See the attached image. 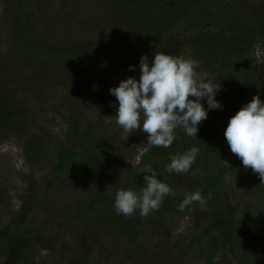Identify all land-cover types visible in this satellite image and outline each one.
<instances>
[{"label": "trees", "instance_id": "1", "mask_svg": "<svg viewBox=\"0 0 264 264\" xmlns=\"http://www.w3.org/2000/svg\"><path fill=\"white\" fill-rule=\"evenodd\" d=\"M111 1L116 3L124 18L132 20L134 27L142 31V40L152 51L150 64L156 51L182 57L188 54L199 61V69L216 73L222 87L215 98H221L222 105H233V113L220 112L225 115L224 119H230L256 95L264 101V69L255 59L256 46L264 48V0ZM10 7L14 14L15 41L26 51L34 53L41 46L47 54L73 50L88 57V49L83 42L58 47L48 41L46 45L40 41H37L38 45L31 44L26 37L31 29L29 16L20 0H11ZM213 26L215 30H208ZM135 74L139 78L141 73L135 70ZM95 99L98 104L106 105L101 98ZM201 103L208 114L198 125L197 138L186 135L183 129L178 128L175 130L177 138L171 147L150 145L136 163L124 160V155L117 150L115 137L105 133L103 120L86 125L79 134L80 149L58 146V150L55 149L57 159L48 174L46 186L43 188L39 181H33L22 197L20 210L0 227V264H38L35 257L39 248L56 250L68 259L67 264H105L107 258L101 253L95 255L92 246L95 240L102 244L99 240L101 230L115 239L112 246H121L122 243L129 247L125 255L130 260L133 257L142 259L136 264H164L166 255L153 250L144 261L143 251L148 249L151 238H160L166 231L168 216L188 211L192 205L198 211L193 219L196 235L192 246L199 251L206 264H219L216 258L220 256L224 259L226 255H231L237 264H264V212L256 214L251 206H247L253 200L255 204L264 203V184H261L258 174L250 168L245 169L242 161L231 152L224 136V126L215 128V121L212 125L211 109H208L206 98ZM30 120L7 84L0 86V138L8 133L23 134ZM74 126L72 124L71 129ZM44 146L45 138L37 136L28 139L24 149L33 158L42 154ZM192 147L199 151L189 171L182 174L168 172L170 157L183 154ZM145 165H151L158 173L157 178L168 184L175 195L165 196L159 210L151 212L146 218L139 211L131 217L117 214L114 206L117 191H139L144 184L141 170ZM189 174L195 177L197 191L203 198L211 193L204 203L207 208L193 202L180 210L179 205L188 191L183 181L190 185ZM117 181L120 185L114 192H103L107 185ZM63 185L88 188L87 197H92L85 204L81 200L76 201L75 205H71L74 210L67 207L69 210L65 217L51 216L42 223L36 222L38 205L50 194V190ZM181 186H186V191ZM242 186L250 197L240 216L235 214L232 199L243 191L240 189ZM55 222L76 230L75 244L65 239L57 240L55 244L54 239L44 235L46 227ZM178 248L180 258L188 255V246L178 245ZM116 249L117 246L104 248L103 251L109 252L112 258L117 257Z\"/></svg>", "mask_w": 264, "mask_h": 264}, {"label": "rangeland", "instance_id": "2", "mask_svg": "<svg viewBox=\"0 0 264 264\" xmlns=\"http://www.w3.org/2000/svg\"><path fill=\"white\" fill-rule=\"evenodd\" d=\"M10 2L0 0V86L7 84L12 96L20 101L31 120L23 134L8 133L0 138V227L20 210L22 197L33 181H39L43 188L46 186L48 174L57 159L55 149L58 150V146L80 149L79 134L89 122L103 120L105 133L115 137L117 150L124 155L127 163H136L150 146L147 133L138 129L128 134L113 117L118 101L110 93V88L130 76L138 80L135 70L140 72L141 56L147 55L149 60L152 58L151 49L142 40V31L134 27L132 20L124 18L116 3L111 0H20L29 16L31 29L26 37L31 44L48 41L58 47L83 42L88 49V57L85 58L73 50L47 54L41 46L34 53L26 51L15 41ZM184 57L192 59L188 54ZM255 59L264 69L263 47L256 46ZM130 66L133 70H129ZM196 71L207 73L199 68ZM97 97L106 105L98 104ZM215 99L222 105L221 98ZM232 107L225 104L222 108L211 109L210 122L213 125L215 121V128L224 126L225 131L229 118L224 119L225 115L220 112L233 113ZM72 124L74 129H71ZM37 136L45 138V146L42 154L34 155L33 159L26 154L24 145L28 139ZM189 177L190 185L183 181L188 187L187 195L198 192L195 177L192 174ZM119 185L120 181L111 183L103 192H114ZM186 186H181V189L186 191ZM86 189L71 185L56 186L38 205L35 221L42 223L51 216L65 217L69 209L74 210L71 205H75L76 201L81 200L82 204L89 201L92 196L87 197ZM240 189L243 191L232 202L235 214L242 216L250 196L244 192L245 186ZM209 197L211 193L204 195V200ZM193 206L188 211L167 217L169 225L166 231L160 238L155 236L149 240L148 249L143 251L144 261L150 257L149 252L156 250L166 255L167 260L163 258L167 263L164 260V264H206L199 251L192 246L196 235L193 219L198 212ZM201 206L207 208L205 204ZM247 206H251L256 214L264 212L263 202L255 204L253 200ZM91 218L94 220L93 216ZM60 223L48 225L44 235L54 239L55 244L63 239L75 244L76 230ZM99 240L102 244L96 240V244L92 243L93 251L95 255L104 254L103 257L107 258L105 264H136L142 261L136 260V257L130 260L125 255L129 247L121 242V246H112L115 239L103 230L99 233ZM178 245L188 246L186 257H179ZM116 246L117 257L111 258L109 252L103 251ZM216 259L219 264H237L231 255ZM35 260L38 264L68 262L56 250L49 248H39Z\"/></svg>", "mask_w": 264, "mask_h": 264}, {"label": "clouds", "instance_id": "3", "mask_svg": "<svg viewBox=\"0 0 264 264\" xmlns=\"http://www.w3.org/2000/svg\"><path fill=\"white\" fill-rule=\"evenodd\" d=\"M198 66L197 60L157 51L150 64L148 56L142 55L139 79L130 76L110 88V93L118 101L113 116L116 124L128 134L142 130L147 133V143L155 147H171L178 128L197 138L198 125L208 114L201 100L206 98L208 109L222 108L215 99L222 87L216 73L199 74L196 71ZM129 70H133V66ZM224 136L244 168L258 174L264 184V101L259 95L230 117ZM198 151L192 147L183 154L172 155L167 171L187 173ZM141 172L144 173V184L139 191H117L114 205L117 214L131 217L139 211L142 217H146L159 210L165 196L175 195L168 184L157 178L158 173L151 165H145ZM193 202L205 203L200 192L187 195L179 205L180 210Z\"/></svg>", "mask_w": 264, "mask_h": 264}]
</instances>
